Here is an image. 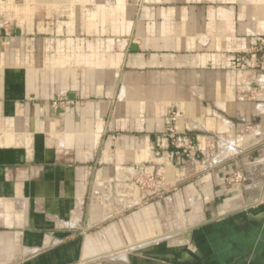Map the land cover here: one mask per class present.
<instances>
[{
	"label": "crops",
	"instance_id": "0c3cea01",
	"mask_svg": "<svg viewBox=\"0 0 264 264\" xmlns=\"http://www.w3.org/2000/svg\"><path fill=\"white\" fill-rule=\"evenodd\" d=\"M262 45L264 0H0V264L264 258V205L242 202L247 180L228 183L262 157L238 151L252 142L231 122L262 115L251 99L264 77L231 62ZM182 138L234 153L191 218L192 196L146 206L134 184L154 172L164 192L184 183Z\"/></svg>",
	"mask_w": 264,
	"mask_h": 264
},
{
	"label": "rangeland",
	"instance_id": "374dc122",
	"mask_svg": "<svg viewBox=\"0 0 264 264\" xmlns=\"http://www.w3.org/2000/svg\"><path fill=\"white\" fill-rule=\"evenodd\" d=\"M237 57L245 58L249 61L255 59V63H252L251 67H246L245 65H240L239 67L233 66V68L236 71H252L255 73L254 79H260L262 81V77H264V45L254 48L253 50L249 52H245L243 55H236ZM264 79V78H263ZM256 81V80H254ZM255 83V82H254ZM257 83V82H256ZM258 85H262V91L264 92V82L260 83L258 82ZM64 99V97H62ZM252 102L254 103V107L258 109L257 115H260L259 112H261V116H256L253 118V120L250 123H245L241 121H237L235 119H232V123L234 124V129L232 131V136L233 138H238V137H248L250 142H252L251 145L243 148L240 145H238L237 149L239 150H246L249 149V151H255V153L261 154L262 157L258 158L256 162H249L246 163L242 171L248 172V174H244L245 177H241L242 175L238 174L234 177V179L231 181L230 179L228 180V183L231 186L235 185L236 183H242L243 181L248 182L247 185H249L248 190L244 191L242 190L243 194V200L242 202H253V201H260L262 202V205H264V200H261L262 196V190L264 189V114L262 111H259L264 108V98L263 99H251ZM64 101V100H63ZM210 103H207L205 106H207ZM239 126H242L239 127ZM257 131H259L261 134H259ZM257 132V133H255ZM261 139V140H259ZM186 149V148H185ZM189 151V158L187 159V163L185 164L186 170L189 171V176L185 179L184 183L182 184H177L175 185L171 190H168L167 192H164L163 184L160 182V178H157L156 172L154 173H144L140 178L134 180V184L136 186V190L138 193H140L143 202L146 206L149 204H153L154 201L151 200L150 198L152 197H157L158 200L161 198V202L164 206V199L168 197L173 198V203L175 200L181 202L183 201V204L187 203L189 204V199L190 196L193 197V203L192 206H188L190 208L186 209L184 213H190V218L191 215L193 214V217H195L197 214L196 210H193L194 207L199 204L200 205V200L198 199V187L201 186L202 184L207 186V182H209V178H205L208 173L211 172L214 167L219 166V163L222 162V160L225 157H229L230 155L227 152V150L221 151L220 152V147L215 146L211 148V152H208L207 150L204 152L196 150L195 145L190 143V148L187 149ZM238 151L236 153H238ZM191 155V156H190ZM219 156V158H216ZM263 173V175H262ZM205 183V184H204ZM251 186V187H250ZM228 187L227 189H229ZM205 191H207V188H204ZM261 192V193H260ZM186 193L189 194L186 197ZM207 193V192H206ZM245 193L247 194L245 197ZM177 196V199H176ZM182 198V199H181ZM228 199V195L225 194L224 196L221 197L220 200L216 202V204L213 206V211H215L219 206L222 205L223 200L225 201ZM151 200V201H150ZM148 202V203H147ZM156 202V201H155ZM221 205H218V204ZM144 204H141L140 206H144ZM238 206H241L240 204ZM187 208V206H185ZM196 211V212H195ZM163 212L165 216H169L167 209L163 207ZM261 212H264V210H261ZM157 213L159 215V210H157ZM175 215H177L179 218L181 217L180 213H182L180 210L179 211H174ZM205 218H208L211 216V213H207L204 215ZM112 224H110L108 227H104L103 231L100 229H94L92 232L94 234H100V232H104V230L108 229L109 232L113 231L111 229ZM193 225H181L178 227L173 228V232L178 231L179 232H185L189 228H191ZM115 227V226H114ZM115 229V228H114ZM177 229V230H176ZM122 243V242H119ZM109 250H117V243L110 241L109 243ZM257 249H260L257 248ZM116 256V257H115ZM117 258V252L112 253V257H110L111 260L112 258ZM259 262H255L256 264H264V258L258 259ZM117 261V260H113Z\"/></svg>",
	"mask_w": 264,
	"mask_h": 264
},
{
	"label": "built area",
	"instance_id": "2783aa9c",
	"mask_svg": "<svg viewBox=\"0 0 264 264\" xmlns=\"http://www.w3.org/2000/svg\"><path fill=\"white\" fill-rule=\"evenodd\" d=\"M231 62H232L233 66L239 67L240 65L243 64V65H245L246 67L249 68V67L252 66V63H255L256 61H255V59L249 61V60H247L245 58H241V57H237L236 58V57H234V58H232ZM64 103H65V101H60L59 102L60 105H62ZM177 141H179V143H181L180 145L177 146L178 148H183V149L190 148V144L189 143L187 144V142H185V140L183 138L182 139H177Z\"/></svg>",
	"mask_w": 264,
	"mask_h": 264
},
{
	"label": "bare ground",
	"instance_id": "6f19581e",
	"mask_svg": "<svg viewBox=\"0 0 264 264\" xmlns=\"http://www.w3.org/2000/svg\"><path fill=\"white\" fill-rule=\"evenodd\" d=\"M238 205H239V204H238ZM238 205H237V206H238Z\"/></svg>",
	"mask_w": 264,
	"mask_h": 264
}]
</instances>
